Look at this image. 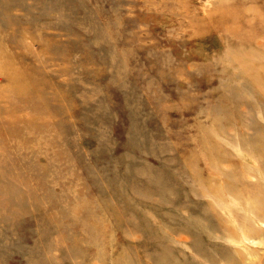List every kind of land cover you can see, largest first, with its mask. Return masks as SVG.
<instances>
[{
    "label": "rangeland",
    "instance_id": "374dc122",
    "mask_svg": "<svg viewBox=\"0 0 264 264\" xmlns=\"http://www.w3.org/2000/svg\"><path fill=\"white\" fill-rule=\"evenodd\" d=\"M0 264H264V0H0Z\"/></svg>",
    "mask_w": 264,
    "mask_h": 264
}]
</instances>
